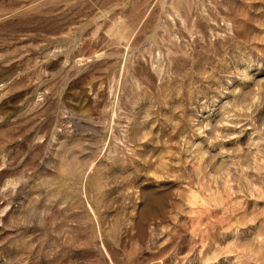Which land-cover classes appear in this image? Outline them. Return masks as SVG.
<instances>
[{"label": "rangeland", "instance_id": "1", "mask_svg": "<svg viewBox=\"0 0 264 264\" xmlns=\"http://www.w3.org/2000/svg\"><path fill=\"white\" fill-rule=\"evenodd\" d=\"M0 264H264V0H0Z\"/></svg>", "mask_w": 264, "mask_h": 264}]
</instances>
